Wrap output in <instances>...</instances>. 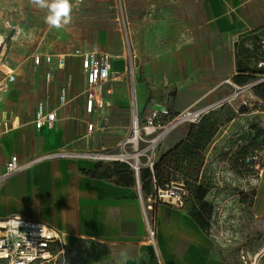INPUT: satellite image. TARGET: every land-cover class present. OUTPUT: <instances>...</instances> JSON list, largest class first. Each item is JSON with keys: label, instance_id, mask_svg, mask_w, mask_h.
<instances>
[{"label": "crops", "instance_id": "0c3cea01", "mask_svg": "<svg viewBox=\"0 0 264 264\" xmlns=\"http://www.w3.org/2000/svg\"><path fill=\"white\" fill-rule=\"evenodd\" d=\"M108 1L83 0V7L75 14L81 18L73 20L72 26L76 28V22L105 12ZM121 2L127 43L129 38L134 56L133 76L128 74L124 34L107 23L95 24L93 43L86 41L79 49L98 46L111 55V68L98 96L102 106L91 114L84 110L80 61L67 58L73 50L38 54L65 56L62 69L55 58L50 66L43 61L35 66L33 55L12 68L5 57L4 40L0 50V86H5L0 89V172L10 157L25 164L53 156L26 166L0 184V218L20 216L52 227L62 234L67 249L84 242L98 250L99 257L88 252L79 264H227L216 239L200 228L185 207L155 206L154 251L146 241L133 173L125 184L117 179L114 166L78 155L114 152L129 135L132 116L136 114L142 121L149 109L157 106L167 109L172 117L192 107L220 103L212 111L227 104L235 114L243 105L250 113L258 112L251 111L258 102L253 88L235 93L253 82L249 78L260 76L249 72L264 69L258 67L261 57L258 60L249 52L251 56H247L243 46L247 42L261 54L258 43L264 40V0ZM53 66L57 70L53 71ZM21 68L22 87L32 89L30 108L23 112L16 108V96L12 94ZM47 72L51 73L50 81L45 79ZM9 73L14 82H3ZM243 78L248 79L245 85L239 84ZM61 88L67 90L64 105L58 99ZM38 103L47 111H55L52 128H34ZM90 122L97 126L92 133L86 131ZM189 131L190 125L172 128L160 140L157 154L162 156L174 149ZM252 212L264 218V179L257 188Z\"/></svg>", "mask_w": 264, "mask_h": 264}, {"label": "rangeland", "instance_id": "374dc122", "mask_svg": "<svg viewBox=\"0 0 264 264\" xmlns=\"http://www.w3.org/2000/svg\"><path fill=\"white\" fill-rule=\"evenodd\" d=\"M121 3V0L106 2L105 12L76 22L78 25L74 28L73 20L81 18L75 15L83 7L84 2L80 3L78 7H73L71 23L56 29L45 23L47 10L34 7L30 0H0V34L5 37V57L12 68H15L24 57L29 55L35 57L45 52L66 53L74 48H81L80 44L86 41L93 43L97 29L95 24L103 22L109 24L110 28L117 27V21H121V13H124ZM123 18L125 22L126 18ZM125 43L127 50V42ZM128 45L130 46L129 38ZM243 46L247 50V56H251L249 53H254V57L260 59L259 52L252 45L248 46L247 42H244ZM124 54L127 55V51ZM52 69L55 71L57 67L53 66ZM22 72V68L17 70L19 78L15 81L16 85L12 91L13 96H16V108L21 112L30 108L32 94L31 88L22 87L24 84L21 81ZM128 74L132 75L129 68ZM259 77L262 76L253 79ZM9 82L13 83L14 80ZM4 87L0 86V89ZM75 89L80 90L79 87ZM244 99L249 100L247 97ZM222 116L220 128L212 137L211 144L206 146L195 162L170 161L163 170L165 174L166 172L170 174L171 181L185 184L186 210L189 213L198 212L201 215L205 224V233L216 239L222 259L227 264H242L241 254H244L253 264H264V218L260 219L254 215L252 212L254 201H250L246 195L253 188H258L261 181L255 170L248 167L239 168L234 164L238 154L249 149L255 139L263 142L264 113L224 112ZM227 119L230 120L225 122ZM130 131L131 125L128 129L129 134ZM158 144L151 151L154 167L158 165L161 157L157 154ZM145 146L146 144H142L139 148L143 149ZM126 151H133L131 145L126 146ZM102 152L105 153V151ZM119 152L120 150H116L112 153ZM139 160L140 163H144L146 158L141 156ZM96 161L112 168L115 164L126 165L130 170L129 165L124 162L97 159ZM259 162L264 167L263 155L259 157ZM198 167L200 168L196 173ZM154 186L152 184V190ZM142 194L145 196L144 193ZM196 194L201 198L203 210L194 206ZM88 252L93 257H99L98 250L84 242L79 243L74 249L66 248L62 264H79L84 261Z\"/></svg>", "mask_w": 264, "mask_h": 264}, {"label": "built area", "instance_id": "2783aa9c", "mask_svg": "<svg viewBox=\"0 0 264 264\" xmlns=\"http://www.w3.org/2000/svg\"><path fill=\"white\" fill-rule=\"evenodd\" d=\"M75 5V0H73ZM80 5V4H79ZM116 30L123 33L125 41L127 42V32L123 15L121 14V21H117ZM264 55V40L260 41ZM128 46V43H127ZM133 51L130 46L127 47V55L125 58L129 62V70L132 73L131 60L133 59ZM56 59L58 68H64L66 65L65 56L54 55H36L32 57L35 66L40 65L43 61L46 66H50L53 59ZM67 58L78 59L83 75V89L81 94L84 96V110L85 113L91 114L96 108H101V103L98 102V96L103 84L109 80V70L111 68V55L106 51L100 49L98 46H93L89 50L74 49ZM264 66V61L258 64V67ZM14 77L11 73L3 80L12 81ZM46 81H50L51 73L45 74ZM3 84V83H2ZM59 104L64 105L67 103V90L61 88L59 92ZM209 107L204 108H189L182 113L172 117L170 112L163 107H154L149 109L147 115L142 121H139L136 114L132 116L130 134L125 137L114 148L120 150L119 153H106L126 155L127 153L134 152L131 144H128L129 138L132 137L134 129L137 127V146L136 150L142 151L141 156H145L144 163L134 162L133 159H114V161L124 162L129 165L130 169L136 180V189L138 197L142 206L143 221L146 230L147 243L156 250V231L154 226V208L158 204H167L175 208H184L187 202V192L185 184L182 182L170 181L161 187H154L152 194L143 196L141 193V186L139 184V173L143 169L149 170L151 175L154 174V159L151 151L160 142V140L174 127L179 124H198L201 118L208 114ZM56 114L54 110L47 111L42 103H38L35 107L33 125L36 130L43 127L52 128L55 121ZM6 127V124H4ZM97 128L96 124L90 122L86 124V131L92 133ZM146 144L145 148L140 149V145ZM131 145L132 152L126 151V146ZM79 154L78 156L87 157L89 154ZM67 156L68 154H57L58 157ZM86 155V156H84ZM264 156V150L260 152H252L243 158V163L248 168L257 172L258 178L262 179L264 174V167L259 162V157ZM53 156V155H52ZM43 156L35 158L25 164H19L16 157H10L4 166V170L0 172V184L8 177L19 173L26 166L34 164L47 157ZM55 157V155H54ZM139 157V158H140ZM92 158V157H87ZM95 159L96 158H92ZM99 160V159H97ZM113 161V160H112ZM257 188H253L248 194L244 192L251 200H256ZM66 245L62 234L56 229L46 226L42 223L24 219L20 216H8L0 218V264H62L65 258ZM242 264H253L248 261L244 255H240Z\"/></svg>", "mask_w": 264, "mask_h": 264}, {"label": "trees", "instance_id": "16d2710c", "mask_svg": "<svg viewBox=\"0 0 264 264\" xmlns=\"http://www.w3.org/2000/svg\"><path fill=\"white\" fill-rule=\"evenodd\" d=\"M259 51L261 53V60L264 61L262 49H259ZM249 73L262 76L264 75V69L257 70V72L252 71ZM249 79L251 81L255 80L253 78ZM246 80L248 81V79L243 78L242 81L239 82V84L245 85L247 82ZM252 93L258 100V102L252 105L251 111L264 113V82L255 86L252 89ZM232 111V108L229 105L225 104L220 109L216 111H210L208 114L204 115L198 124H191L190 131L186 139L175 146L174 149L160 157L158 165L154 167L153 175H151V173L147 169H143L140 171L139 182L141 186V193H144L145 196L150 195L152 193V184H154L156 187H161L165 183L171 181L170 174L167 172L165 174L163 170V168H165L167 163H169L170 161L176 160L177 162L188 163L195 162L196 158L205 150L206 146H209L211 144L212 137L219 130L221 125L220 123L223 118V113H232ZM245 111H249V109L245 105L241 106L238 109V113H243ZM229 120L227 119L225 122ZM262 150H264V140L263 142H260L258 139H255L249 149L243 150L238 154V157L236 158L234 164L239 168H246L247 166L244 165L243 158L254 151L260 152ZM199 168L200 167H198L196 173H198ZM114 174L120 182L125 184L130 182V178L132 176V172H130L128 166L120 164L114 165ZM194 206L202 210L204 208L201 203V198L198 197L197 194L195 196ZM190 215L195 219L200 228L204 230L205 224L202 221L201 215L198 212H190Z\"/></svg>", "mask_w": 264, "mask_h": 264}, {"label": "clouds", "instance_id": "9594fccd", "mask_svg": "<svg viewBox=\"0 0 264 264\" xmlns=\"http://www.w3.org/2000/svg\"><path fill=\"white\" fill-rule=\"evenodd\" d=\"M83 0H30L38 9H46L45 23L51 28L61 29L71 23L73 7H78Z\"/></svg>", "mask_w": 264, "mask_h": 264}, {"label": "bare ground", "instance_id": "6f19581e", "mask_svg": "<svg viewBox=\"0 0 264 264\" xmlns=\"http://www.w3.org/2000/svg\"><path fill=\"white\" fill-rule=\"evenodd\" d=\"M5 40V37L3 35L0 34V50L1 47L3 46V42ZM132 129H134V133L132 135V137L129 138L128 144H131L134 152L132 153H127L126 155H116V154H89V157L92 158H96V159H100V160H114V159H133L134 162H139V157L141 155L142 151L136 150V146H137V139H138V134H137V127H135V122H134V126L132 127ZM86 156V155H84ZM87 156V157H88Z\"/></svg>", "mask_w": 264, "mask_h": 264}, {"label": "water", "instance_id": "95a60500", "mask_svg": "<svg viewBox=\"0 0 264 264\" xmlns=\"http://www.w3.org/2000/svg\"><path fill=\"white\" fill-rule=\"evenodd\" d=\"M263 82H264V77H262V78H260V79H257V80H254V81L251 82L250 84H248V85H246V86H244V87H242V88H239L238 91L235 93V95H237V94H239V93H241V92H243V91L250 90V89L254 88L255 86H257V85H259V84H261V83H263ZM220 104H221V103H220ZM220 104H217V105H215V106H211V107H209L208 109H209V110H213L214 108L218 107Z\"/></svg>", "mask_w": 264, "mask_h": 264}]
</instances>
